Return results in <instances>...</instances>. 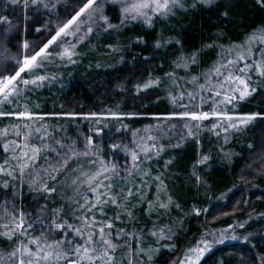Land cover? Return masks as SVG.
Wrapping results in <instances>:
<instances>
[{
    "label": "snow or ice",
    "instance_id": "snow-or-ice-1",
    "mask_svg": "<svg viewBox=\"0 0 264 264\" xmlns=\"http://www.w3.org/2000/svg\"><path fill=\"white\" fill-rule=\"evenodd\" d=\"M9 2L25 11V21L40 25L35 32L42 39H18L20 27L8 16H0V118L11 121L0 127V242L8 245L0 249V264H150L167 246L162 242L171 240L173 229L170 222L164 223L165 218L173 207L180 208L163 172L154 170L153 164L167 147H179V141L171 143L173 137L194 136L205 121H211L209 131L216 136L225 133L227 143L230 130L239 131L256 118L257 114H236L233 109L235 101L246 99L264 84V28L249 33L239 44L206 45L219 48L217 59L195 75L192 69L199 64L198 53H181L174 59L172 71L163 79L171 82L168 98L179 111L153 116L155 123L139 129L124 123L136 114L111 109L88 113L84 119L94 126L84 134L79 126L54 127L46 121L58 114L30 107V93L56 79L40 74L47 64L56 60L76 64L79 47L96 35L120 33L132 24L151 29L158 21L214 0ZM257 3L264 6V0ZM170 43L160 39L154 47ZM106 47L119 51L111 44ZM161 82L150 76L135 88L139 93ZM105 121L114 123L109 127ZM207 160L202 156L193 165L194 176ZM172 162L164 161L165 170ZM195 178L199 183V177ZM193 212L200 214L195 208ZM141 221L144 227L139 232L128 230L127 226ZM227 231L220 232L218 239L215 233H205L178 264H199L212 243L224 242ZM258 259L264 264V257Z\"/></svg>",
    "mask_w": 264,
    "mask_h": 264
},
{
    "label": "trees",
    "instance_id": "trees-1",
    "mask_svg": "<svg viewBox=\"0 0 264 264\" xmlns=\"http://www.w3.org/2000/svg\"><path fill=\"white\" fill-rule=\"evenodd\" d=\"M4 15L20 27L18 39L30 42L42 39L41 34L35 32V28L40 25L33 24L31 20L25 21V11L21 7L12 5L9 0H0V16ZM260 28H264V6L258 4L257 0H214L211 5L158 21L151 29L140 24L129 25L120 33L103 34L101 39H96L92 43L93 54L87 50L77 57L78 62L64 79L66 87L56 93L44 94L46 87L42 86L35 96L39 91L44 96L31 100L30 107L39 113L58 114L47 118L48 124L54 127L79 126L84 134H88L92 125L89 120L78 117L88 113H104L109 109L136 114L135 119H126L124 123L130 129L143 128L156 122L151 119L153 116L176 111L177 108L168 98L171 82L163 78L166 72L172 71L171 63L181 53L186 56L199 54V64L192 69L195 75L206 70L217 59L219 48H207L206 45L215 43L228 46L230 43H239L249 33ZM138 39L143 43H136ZM160 39H170L172 43L155 48V43ZM108 44L119 51H105L103 46ZM12 52L15 53L16 49L13 48ZM178 74L185 75L184 72ZM150 76L161 78L160 86L138 93L135 85L143 84ZM236 113L257 114L246 127L239 145L234 146L236 140L231 138L222 149L224 152L217 153L212 150L213 147H204L206 141L202 133H198L180 140L179 147L170 148L167 157L173 162L164 175L170 194L180 205L185 218L176 234L175 253L169 256L166 251L160 252L152 264H173L172 261L178 260L184 247L188 246L189 239L198 233L200 225L208 223L223 228L234 221L264 212V171L259 173L261 166L264 167V84L262 88L259 85L257 92L248 100L237 104ZM0 120V127L11 122L10 118ZM105 123L111 127L114 122ZM105 132H108L107 128ZM202 156H207L208 160L196 168L195 176L200 180L198 183L190 173ZM258 162L259 165H254ZM253 184L258 191L247 190ZM232 187L236 188L231 192ZM223 194L225 199L218 200ZM193 205L202 211L198 216L188 218ZM205 209L207 213L204 216L202 212H206L203 211ZM170 217V220L175 219ZM253 242L240 246H217L205 253L199 264H260L258 257H264V238Z\"/></svg>",
    "mask_w": 264,
    "mask_h": 264
},
{
    "label": "rangeland",
    "instance_id": "rangeland-1",
    "mask_svg": "<svg viewBox=\"0 0 264 264\" xmlns=\"http://www.w3.org/2000/svg\"><path fill=\"white\" fill-rule=\"evenodd\" d=\"M102 36H103V33H101L99 35H96V36L90 38L88 41H86L84 45H81L79 47V49H78L80 54L81 53H85L87 50H89L93 54L94 50H93V47H92V43L94 41H96V39L97 40L101 39ZM241 42H239V43H241ZM239 43H236V44H239ZM106 46L107 45L103 46L105 51L108 50V48ZM75 65L76 64H67L66 62H62V61H59V60H56L53 63L47 64L46 69L43 70L40 74L47 75V76H55L56 79L53 80V81H50V82L46 81L44 83L43 86L46 87V89H44L45 90L44 94H47L46 92H48V93H56V91H59L62 88L66 87L67 83H63L64 79L66 78V76L69 75V73L71 72L72 68L75 67ZM201 82H203V81H201ZM260 87L262 88V84L260 85ZM40 88L35 89L33 92L30 93V95L28 96V99L30 101L31 100L35 101L36 100L35 97L39 98V96H41V97L44 96V94L41 93L42 91H39L38 95L35 96V92H37L38 90H41ZM190 90L191 89L189 88V91ZM260 90H262V89H260ZM250 97L251 96L247 97L244 100L235 101L234 102V109H233L234 112L236 113V106H237V104L239 102L246 101ZM33 105L36 106L37 104H33ZM37 106H39V105H37ZM176 111H179V109H176ZM236 114H238V113H236ZM241 115H243V114H241ZM161 116H163V115H161ZM48 118H51V116L48 117ZM78 118H83L84 119V116L83 117H78ZM252 121L248 122V124L246 126H242L239 131L230 130L229 133L227 134V143H225V139H224L225 133H223L221 131V134L218 137V136H216L214 134V132L209 131V128L211 127V121H205L203 126L199 129L200 131H197L195 133V135L198 134V133L201 135V133H202V136H203L204 140L206 141L205 145H204L205 148L213 147L212 148L213 151H215L217 153H220V152L223 153L224 151L222 149H224V147L230 142L231 138H235V140H236L234 142V146H237V145L240 144L239 142H241V140H242V135L244 134V131H245L246 127L250 123H252ZM46 122L49 123L48 121H46ZM89 123L92 126H94L91 121H89ZM189 137H191V136H189ZM178 141H180L179 140V135H177L176 137H173L171 143L172 144H176ZM164 143L167 144L168 142L164 141ZM170 148H174V147H167L165 152L162 154L159 162L153 164V169L154 170L155 169H159V170H161L163 172V174H166L167 169L165 170V168H164V161L168 160L167 155H168V152H169ZM254 165H259V162L257 164L254 163ZM193 171H194V169H192V172L190 174H193ZM262 171H264V167L261 166V169H260L259 173H261ZM195 172H196V169H195ZM165 177H166V175H164V178ZM165 184L167 185V178L165 179ZM235 188L236 187H232L230 189V191L232 192ZM252 189H254L253 191H258L259 190L254 184L251 185L249 188H247V190H252ZM222 199L223 200L225 199V194L219 196V198H218V200H222ZM193 208L202 211V209H200L199 207L193 205L190 208V213L187 216L188 218L196 215L195 212H193ZM206 213H207V211L204 212V213L202 212V214L204 216L206 215ZM109 215H112V213L109 212ZM170 216L174 217L175 219L170 220L171 219ZM183 218H185V213L183 212L181 207L179 209L173 207V209L171 210L170 214L165 218V221H164L165 224H168L169 222L171 223V227L173 229L172 233H170L171 240L162 242V244H165L167 246H163V247L160 248V250L154 255L153 260L150 262V264H152V262L154 261V258L160 252L166 251L167 255H169V256H171L173 253H175L174 251H170L169 249H170V247L172 245H174L175 248L177 247L176 242H175L176 234L181 229V222H182ZM152 219L155 220L156 217L153 216ZM240 224H243V227H237V225H240ZM148 226L151 227L150 224ZM229 226H232V228H229ZM117 227H119V224L117 225ZM143 227H144V222L143 221H141V223H139V224H133V225L127 226L129 231H135V232H139V230L141 228H143ZM198 229H199L198 233L196 234V236L193 239H189L190 242L188 243V246L184 247V250L182 251V253H180L181 255H179V258H181L184 255L185 251L188 248L195 246L196 242L199 239H201V237L207 232L215 233L217 235V239H218L220 232H222L223 230H228L225 233L224 242L223 243H217V242L212 243L211 249H214L215 247L221 246V245L228 246L229 244H235V245H239L240 246L241 244H245V243L250 244L254 240L263 239L264 238V212L260 213V214H258L256 216H247L243 220H240L238 222L234 221V223H232V224H230L228 226H225L223 228L212 226L211 224L206 223L205 225H200L198 227ZM232 236L237 237V239H230L229 237H232ZM245 237H247V240H245ZM209 239L211 240L212 238L209 237ZM253 244H254V242H253ZM7 247H8V245L5 244V243H3L2 245L0 244V249H2V248L6 249ZM207 252H205V253H207ZM205 253H204V255H205ZM202 257L200 259H202ZM174 258H173V260H174ZM174 261H172V263ZM178 261H179V259L175 261L176 264H178Z\"/></svg>",
    "mask_w": 264,
    "mask_h": 264
}]
</instances>
